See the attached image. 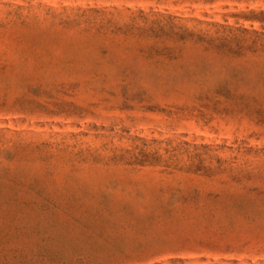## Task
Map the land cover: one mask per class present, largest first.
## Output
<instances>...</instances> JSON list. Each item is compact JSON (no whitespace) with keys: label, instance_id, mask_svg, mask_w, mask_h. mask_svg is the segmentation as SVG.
Returning a JSON list of instances; mask_svg holds the SVG:
<instances>
[{"label":"rangeland","instance_id":"obj_1","mask_svg":"<svg viewBox=\"0 0 264 264\" xmlns=\"http://www.w3.org/2000/svg\"><path fill=\"white\" fill-rule=\"evenodd\" d=\"M0 264H264V0H0Z\"/></svg>","mask_w":264,"mask_h":264}]
</instances>
